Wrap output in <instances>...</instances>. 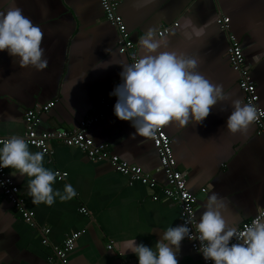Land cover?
<instances>
[{
  "label": "crops",
  "instance_id": "1",
  "mask_svg": "<svg viewBox=\"0 0 264 264\" xmlns=\"http://www.w3.org/2000/svg\"><path fill=\"white\" fill-rule=\"evenodd\" d=\"M117 1V12L137 45L139 58L138 41L146 31L170 26L165 35L167 50L199 57L197 71L213 84L223 85L230 96L213 106L201 124L190 123L185 128L170 124L164 131L171 141L176 168L185 174L186 186L197 198L196 221L215 192L223 197L225 219L237 228L264 208V135H257L253 125L243 135L225 130L231 99L244 101L238 75L227 60L226 34L218 29L215 19L218 15L229 18L230 32L239 42L264 109V0ZM13 3L42 29L41 47L48 66L42 71L20 68L6 51L0 52V136H20L23 111L49 101L55 105L41 116L40 129H73L98 111L101 98H110L121 65L128 64L117 52L116 30L106 21L99 0H0V12ZM186 18L203 27L204 35L188 39L180 27ZM175 22L178 25L171 27ZM108 61L113 64L104 67ZM115 103L111 100L87 135L95 143L108 144L114 154L139 166L158 185L150 189L139 182L130 184L106 161H92L77 148L52 141V154L44 155L43 166L67 173L56 180L53 190L63 192L64 186L71 184L77 194L68 201L56 197L51 206L35 204L28 194L29 178L13 176V170L5 168L19 187L35 225L26 224L0 191V264H60L49 259L52 248L78 231L82 233L67 254L66 264H138L130 251L121 255L123 241L134 239L137 244L154 247L162 232L181 225L178 205L165 199L159 189L165 178L156 171L158 157L151 140L130 138L135 129L130 121L116 118ZM28 147L32 153L39 152ZM81 208L87 213L79 212ZM43 228L49 229L47 246L41 244ZM177 260L178 264H201L200 254L186 238Z\"/></svg>",
  "mask_w": 264,
  "mask_h": 264
},
{
  "label": "clouds",
  "instance_id": "2",
  "mask_svg": "<svg viewBox=\"0 0 264 264\" xmlns=\"http://www.w3.org/2000/svg\"><path fill=\"white\" fill-rule=\"evenodd\" d=\"M147 2L149 0H145ZM180 27L188 39L204 35V28L197 27L191 19L186 18ZM43 37L42 29L14 3L0 12V52L6 51L20 68L31 66L37 71L47 68L48 60L41 47ZM138 44L141 57L132 64L121 65L122 83L110 93L117 98L116 118L130 121L135 129L130 134L131 139L136 136L154 138L170 124L177 128H185L190 123L199 125L213 106L230 100L223 85L213 84L197 71L199 57L167 50L168 39L163 34L158 35L155 29L149 28ZM103 64L107 67L113 63ZM230 107L232 111L225 130L231 134H246L258 119L256 106L231 99ZM0 144V169L9 168L13 176L29 178L28 194L33 203L51 206L56 197L68 201L76 196L71 184H66L63 192L53 190L58 174L43 166L46 150L30 152L26 141L18 135H11ZM224 208L223 197L212 192L195 225L196 234L185 222L162 232L154 247L137 244L134 239L123 241L121 255L130 251L138 258V264H178L177 254L187 237L198 240L203 259L212 264H264V218L254 220L238 233L225 219ZM233 238L239 242L232 243Z\"/></svg>",
  "mask_w": 264,
  "mask_h": 264
},
{
  "label": "built area",
  "instance_id": "3",
  "mask_svg": "<svg viewBox=\"0 0 264 264\" xmlns=\"http://www.w3.org/2000/svg\"><path fill=\"white\" fill-rule=\"evenodd\" d=\"M100 8L104 14L106 21L112 26L117 33V52L120 55H124L127 58L128 64H132L139 59V53L137 45L132 41L130 34L128 33L122 17L118 14V1L117 0H99ZM229 18L226 16L218 15L215 19V23L218 29L226 34L228 41L226 54L230 67L238 75V88L243 93L244 103H252L258 110V119L253 123L255 132L257 135H264V109L259 105V97L256 92V85L253 82L248 69L244 64V56L242 49L239 45L235 35L230 32ZM177 22L173 23L171 27H176ZM170 26L163 27L157 30V34H163L164 36L169 33ZM122 83L121 78L117 80L116 86ZM115 96L110 98H101L98 102V111L92 116H86L81 120L78 125L70 130L52 129L41 130V116L48 113L55 105L54 101H49L45 104H35L31 108L23 111L22 120L24 124V131L20 135L28 146L38 149L39 151L46 150L45 155L52 154L50 143L57 141L60 144L77 148L83 152L90 160L103 162L106 161L113 170L122 176L126 177L128 182H139L140 184L152 189L158 184L148 174L145 173L139 166L128 163L127 161L119 158L114 154L109 145L106 143H95L88 135L87 129L97 120L102 118L103 110L109 106L111 100H116ZM9 137L0 136V141L6 140ZM151 143L156 151L158 157L157 172H161L164 175L165 182L159 186V189L163 197L167 200H171L176 203L179 208V216L181 225L185 222L192 229L193 234L195 232L196 221V196L191 193L186 186L185 174L180 172L176 168L175 158L172 152L170 138L164 131V128L157 133L154 138H151ZM2 146V144H0ZM57 173L56 180L60 181L67 176L66 172ZM0 191L4 197L9 200L14 210H16L23 221L30 227H34L35 222L33 214L27 211L23 204V198L20 194L19 187L13 182L11 176L6 172L5 168L0 169ZM205 189H201L204 192ZM153 200H157V196L152 197ZM79 212L86 214V210L81 208ZM258 218H264V208H262L256 216L250 220L242 222L238 227V233L242 232L244 228L250 225L254 220ZM41 244L47 246V234L48 228H43ZM82 232H73L67 236L62 244L58 247L52 248V257L50 260L57 259L60 264L67 263V254L74 248L75 241L81 235ZM191 248L200 254L201 264H212L211 261H205L201 252L199 251L198 240H189ZM236 238H233L232 243H238ZM108 249L112 246L108 245ZM120 264H128L123 261Z\"/></svg>",
  "mask_w": 264,
  "mask_h": 264
}]
</instances>
